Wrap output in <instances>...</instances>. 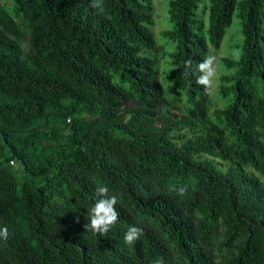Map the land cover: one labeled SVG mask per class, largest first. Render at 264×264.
Masks as SVG:
<instances>
[{"label": "trees", "instance_id": "1", "mask_svg": "<svg viewBox=\"0 0 264 264\" xmlns=\"http://www.w3.org/2000/svg\"><path fill=\"white\" fill-rule=\"evenodd\" d=\"M2 1L0 264H264V0H207L208 37L205 0H170L166 84L155 0H105L104 15L88 0ZM234 17L243 42L221 92L234 85L239 113L210 123L219 143L170 109L209 103L198 64ZM97 184L119 200L107 236L85 230ZM129 226L143 229L131 246Z\"/></svg>", "mask_w": 264, "mask_h": 264}, {"label": "clouds", "instance_id": "2", "mask_svg": "<svg viewBox=\"0 0 264 264\" xmlns=\"http://www.w3.org/2000/svg\"><path fill=\"white\" fill-rule=\"evenodd\" d=\"M0 3L2 4L4 2L0 0ZM88 7L94 10V12L98 15H104L106 11L105 0H88ZM234 18H238V17H234ZM238 19L240 20V18ZM235 54L227 57L237 58V54L236 55ZM223 60L224 58L222 59V68L226 70L223 64ZM184 66H185V70H190L192 67V61L191 60L185 61ZM198 72L200 74L196 78V83L204 88L206 94H210L208 96L209 103L207 104H199L197 102L191 103L190 101L187 102V99L184 98L182 101L176 102L175 107L171 108L170 110L180 119H184L185 117H187L190 114V111L192 113L191 114L192 119L205 118L206 122L203 127L206 129V131L209 132L210 137H214L220 143V138L212 133L210 123L219 125L222 122H224L225 114L237 115L239 113L233 106L235 103L236 94L235 92L233 94H230V91L231 89H233L234 85L232 84L227 85V87L223 90V92H221L222 78L223 76H225V74H219L220 76L218 83L217 85L214 86V80L217 76V57L215 55L210 54V51L208 55L198 64ZM229 72L230 71H228V73ZM235 90L243 93V89L241 87H237ZM212 92L213 95L211 96ZM185 105L188 106L187 109H185ZM174 109L178 110L181 115H178L175 112H173L172 110ZM67 123L68 124L71 123L70 118L67 120ZM238 126L241 127V124H239ZM218 131L225 132L227 136H230L231 131H233V127L231 125H223ZM228 139H231V137H228ZM237 140H239V137H237ZM10 164L11 166H16L15 161H10ZM255 173L258 176L259 180H261L264 183V179H263L264 175L259 174V172L258 173L255 172ZM169 190L171 192H175L176 195L183 197L188 193V186L187 185H181L179 187L170 186ZM95 196L97 197V199L95 200L90 210H87V219L89 223L85 224V230L91 231L94 234L100 236H107L109 231L115 227V225L119 220V213L116 210V206L119 203V200L115 194L110 195L109 188L103 184H97L95 190ZM76 220L78 223L79 222L78 216ZM142 235H143L142 228L137 226H129L124 235V242L125 244L131 246L136 241H138ZM8 237H9L8 228L4 227L0 229V238L7 240ZM153 264H165V259L163 257H158L153 261Z\"/></svg>", "mask_w": 264, "mask_h": 264}, {"label": "rangeland", "instance_id": "3", "mask_svg": "<svg viewBox=\"0 0 264 264\" xmlns=\"http://www.w3.org/2000/svg\"><path fill=\"white\" fill-rule=\"evenodd\" d=\"M170 0H155L153 1V15H154V24L151 26V31L154 33L156 41L159 46L163 47L165 53L167 54V58L162 57L160 60L159 66V74L160 80H162L165 84L167 80L164 75V71L167 70L169 64L171 62L170 54L175 51L176 45L171 41H168L163 35L160 33L164 30H168L172 28V25L169 21V14H168V4ZM207 5H209L208 1L205 0L201 3L199 14L200 18L205 22V35L208 37V29H209V12L207 11ZM242 26L241 22L238 18H234L232 25L227 29L224 40L222 42L220 49H215L209 43V51L210 54L215 55L217 57V76L214 80V86L217 85L219 80V74H226L228 71L222 68V59L231 56L236 53V50L239 49L237 46L242 44L243 35H242ZM163 73V75H162ZM167 77V74H166ZM213 92L211 93V96ZM178 115H181L178 110H172ZM264 179V177H263Z\"/></svg>", "mask_w": 264, "mask_h": 264}]
</instances>
